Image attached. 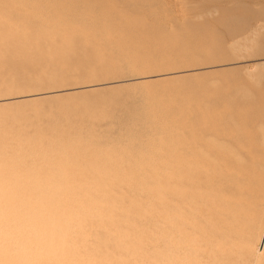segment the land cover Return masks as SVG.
Segmentation results:
<instances>
[{
  "label": "rangeland",
  "instance_id": "1",
  "mask_svg": "<svg viewBox=\"0 0 264 264\" xmlns=\"http://www.w3.org/2000/svg\"><path fill=\"white\" fill-rule=\"evenodd\" d=\"M263 31L264 0H0V195L16 193L22 167L110 162L139 182L145 226L163 234L181 108L210 97L214 125L237 129L208 159L222 199L202 219L221 226L255 168L253 240L227 264H264Z\"/></svg>",
  "mask_w": 264,
  "mask_h": 264
},
{
  "label": "clouds",
  "instance_id": "2",
  "mask_svg": "<svg viewBox=\"0 0 264 264\" xmlns=\"http://www.w3.org/2000/svg\"><path fill=\"white\" fill-rule=\"evenodd\" d=\"M109 164L22 167L14 197L0 195V264H162L156 254L194 242L186 189L162 198L158 235L145 226L152 212L136 195L139 182Z\"/></svg>",
  "mask_w": 264,
  "mask_h": 264
},
{
  "label": "bare ground",
  "instance_id": "3",
  "mask_svg": "<svg viewBox=\"0 0 264 264\" xmlns=\"http://www.w3.org/2000/svg\"><path fill=\"white\" fill-rule=\"evenodd\" d=\"M261 65L264 64L261 63ZM212 103L213 101L210 97L198 98L186 105L187 109L185 107L181 108L183 112L180 118V141L177 145L176 152L171 154L172 156L166 167L169 171L177 175V180L166 183L165 192H167V194H165V196H167L169 191L175 186L186 189L187 193L185 199L181 201V204L186 205L187 207L185 210L190 211L191 216L195 218L196 222L198 223L200 221L206 228V230L202 232V235L198 234L200 232L196 229L198 226L196 223L195 228L192 230L195 235L194 242L164 250L162 254L164 255V259L168 261L173 260L172 264H198L195 256H198L200 250H197L196 244L199 241L201 242V240L203 244L207 245L206 249L204 248L201 250V253L202 255H207L211 261L210 264H220V262L227 264L236 255H239V252L242 253L241 247L249 245L253 240L247 235V216L251 212V205L256 197V189L254 188L257 184L253 182L255 178L254 175H250V173L257 174L256 170L255 173L253 171L255 168L253 170L248 168V173H246L248 177L246 176L245 179L242 180L239 189L235 193V204L232 210L224 212L221 226L217 225L214 218L208 220L202 219V213L209 212L211 203H219L222 199L217 189L218 183L216 180L214 181L215 177L217 178L219 175L211 167L208 159H212L214 156L219 157L216 154L215 145L217 146L220 140L222 141L231 131H236L237 129L236 125H233L234 127L214 125V122L209 119V113L214 111ZM233 156L236 157L237 155L235 156V154H233ZM8 162L9 161H7V163ZM12 163L14 164V162ZM237 170L236 168V171ZM258 170V172L264 173V165H261ZM218 182H223L221 177ZM14 195L15 194H6L3 199L7 203ZM165 208L166 204L162 211L164 225L166 224L164 215ZM164 231H166L165 227ZM260 244V250L262 251L260 252L263 253L264 228L261 234ZM158 254H156V258ZM161 258L160 259L163 260L162 256Z\"/></svg>",
  "mask_w": 264,
  "mask_h": 264
}]
</instances>
